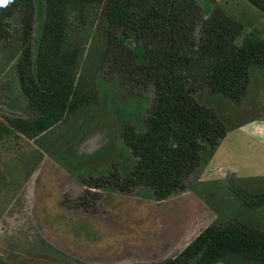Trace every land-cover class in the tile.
Instances as JSON below:
<instances>
[{
	"label": "rangeland",
	"instance_id": "obj_1",
	"mask_svg": "<svg viewBox=\"0 0 264 264\" xmlns=\"http://www.w3.org/2000/svg\"><path fill=\"white\" fill-rule=\"evenodd\" d=\"M196 1L204 19L218 9L240 24L237 45L249 35L264 41V9L249 0ZM14 2L0 7V264H161L210 225L264 232V174H258L264 168L246 172L264 165V146L254 147L235 130L264 120L262 69L249 68L248 84L236 100L208 90L197 95L216 111L227 134L203 155L186 189L162 201L143 186L89 190L114 167L125 171L133 164L122 127L143 131L154 98L150 85H126L129 74L119 72L118 55L112 64L105 45L114 37V51L120 42L136 50L142 41L109 26L111 0L79 6L73 0H32L30 44L35 46L45 18L75 44L70 74L78 103L53 112L26 94L20 68L29 26L20 9L7 13ZM48 54L54 72L53 43ZM13 119L22 129L12 127ZM217 264L264 263L227 258Z\"/></svg>",
	"mask_w": 264,
	"mask_h": 264
},
{
	"label": "trees",
	"instance_id": "obj_2",
	"mask_svg": "<svg viewBox=\"0 0 264 264\" xmlns=\"http://www.w3.org/2000/svg\"><path fill=\"white\" fill-rule=\"evenodd\" d=\"M84 1L73 0L72 5ZM249 1L264 9V0ZM106 8L109 26L116 24L142 43L133 50L119 41L114 51L113 37L105 45V54L113 65L118 55L119 72L129 74L124 78L126 85H150L154 98L143 131L128 124L122 127L121 138L133 164L125 171L120 165L114 167L116 171L94 180L89 190L112 186L129 192L143 186L162 201L186 189L203 155L227 134L216 111L197 95L208 90L236 100L248 84L249 68L264 71V41L249 35L237 45L240 24L218 9L204 19L196 0H111ZM16 9L23 12L29 26L32 0H15L7 13L13 15ZM44 21L41 26L38 23L35 46L28 37L30 26L25 31L20 74L28 81V97L38 96L40 103L61 113L78 103L70 74L75 44ZM50 43L58 52L54 72L48 63ZM18 122L13 119L10 124L22 129ZM227 258L264 263V232L231 224L210 225L177 256L161 264H189L196 259L195 264H217Z\"/></svg>",
	"mask_w": 264,
	"mask_h": 264
},
{
	"label": "crops",
	"instance_id": "obj_3",
	"mask_svg": "<svg viewBox=\"0 0 264 264\" xmlns=\"http://www.w3.org/2000/svg\"><path fill=\"white\" fill-rule=\"evenodd\" d=\"M235 130H237V132L240 131V133L236 134L237 137H239V138H244V137L248 138V140H250L249 143H253L254 142V144H252L254 147L257 148L258 144L260 146H264V120H257L256 119L254 121L247 122V123L237 127ZM233 133H235V131ZM230 135H231V133L229 132V134L227 135L226 138H228ZM252 168H255V169L250 170V171H246V172H252V173H249V175L250 174L254 175V172L256 170H258V168L259 169L264 168V165H262L260 163H257L255 165H253ZM255 174H257V173H255ZM258 174L259 175L260 174H264V170H262Z\"/></svg>",
	"mask_w": 264,
	"mask_h": 264
},
{
	"label": "snow or ice",
	"instance_id": "obj_4",
	"mask_svg": "<svg viewBox=\"0 0 264 264\" xmlns=\"http://www.w3.org/2000/svg\"><path fill=\"white\" fill-rule=\"evenodd\" d=\"M7 3V0H0V7L4 6Z\"/></svg>",
	"mask_w": 264,
	"mask_h": 264
},
{
	"label": "clouds",
	"instance_id": "obj_5",
	"mask_svg": "<svg viewBox=\"0 0 264 264\" xmlns=\"http://www.w3.org/2000/svg\"><path fill=\"white\" fill-rule=\"evenodd\" d=\"M9 3H11V0H7V3H6L5 5H7V4H9ZM5 5H4V6H5Z\"/></svg>",
	"mask_w": 264,
	"mask_h": 264
}]
</instances>
